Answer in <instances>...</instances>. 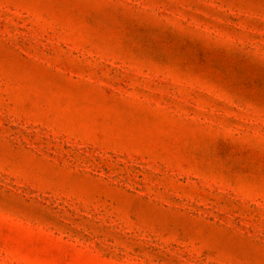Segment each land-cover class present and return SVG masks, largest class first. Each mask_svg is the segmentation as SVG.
I'll return each instance as SVG.
<instances>
[{
    "label": "rangeland",
    "instance_id": "1",
    "mask_svg": "<svg viewBox=\"0 0 264 264\" xmlns=\"http://www.w3.org/2000/svg\"><path fill=\"white\" fill-rule=\"evenodd\" d=\"M0 264H264V0H0Z\"/></svg>",
    "mask_w": 264,
    "mask_h": 264
}]
</instances>
